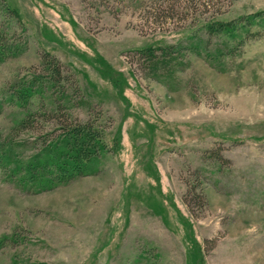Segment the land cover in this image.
<instances>
[{"label":"rangeland","instance_id":"rangeland-1","mask_svg":"<svg viewBox=\"0 0 264 264\" xmlns=\"http://www.w3.org/2000/svg\"><path fill=\"white\" fill-rule=\"evenodd\" d=\"M0 11L26 43L0 65V264H264V0ZM46 55L62 87L20 107L10 92L45 72ZM63 112L104 127L98 170L25 190L13 159L48 144Z\"/></svg>","mask_w":264,"mask_h":264},{"label":"trees","instance_id":"trees-1","mask_svg":"<svg viewBox=\"0 0 264 264\" xmlns=\"http://www.w3.org/2000/svg\"><path fill=\"white\" fill-rule=\"evenodd\" d=\"M0 15H2L1 11ZM25 44L0 22V65L11 57L19 55L24 50ZM160 48L166 54L169 53L168 49H171V47ZM154 50L149 52L152 57L155 56ZM42 64L45 72L34 73L30 81H24L14 86L13 92H10V100L16 102L20 107L30 105L32 99L44 93L46 87L53 89L61 85L60 62L56 61L54 57L46 55ZM59 92L65 94L63 90ZM57 111L58 108L55 112ZM59 120L61 122L52 131L53 137L46 140H50L48 144L28 157L25 162L17 157L13 159L15 166L12 168V175L25 190L34 192L53 190L61 184L69 183L79 176L89 175L98 170L96 162L107 147L105 130L101 123L96 117H90L85 121L71 120L65 113ZM189 190L190 192L194 191L193 200L195 202L198 204L204 202L205 195L203 193L192 188ZM186 199L188 206L192 207L190 198L187 196ZM1 243L2 240H0V245Z\"/></svg>","mask_w":264,"mask_h":264}]
</instances>
